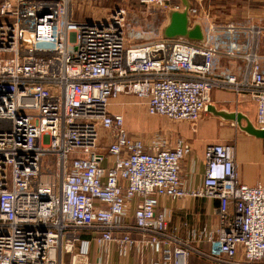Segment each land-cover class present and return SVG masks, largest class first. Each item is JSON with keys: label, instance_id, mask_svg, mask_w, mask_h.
Listing matches in <instances>:
<instances>
[{"label": "built area", "instance_id": "2783aa9c", "mask_svg": "<svg viewBox=\"0 0 264 264\" xmlns=\"http://www.w3.org/2000/svg\"><path fill=\"white\" fill-rule=\"evenodd\" d=\"M73 1L0 0V264H89L91 242L99 253L114 243L121 258L136 249L153 252V264H188L193 247L167 233L157 209L161 197L187 196L216 201L217 225L202 237L213 259L263 264L264 183L240 182L233 145L207 144L202 182L186 191L180 165L190 145L144 142L109 106L133 93L148 115L195 122L222 90L246 95L264 129V26L216 24L191 4L203 41L129 43L121 0H87L113 3L96 19L76 17ZM220 56L241 59L242 70L214 74ZM40 154L52 156L53 172L40 173Z\"/></svg>", "mask_w": 264, "mask_h": 264}, {"label": "crops", "instance_id": "0c3cea01", "mask_svg": "<svg viewBox=\"0 0 264 264\" xmlns=\"http://www.w3.org/2000/svg\"><path fill=\"white\" fill-rule=\"evenodd\" d=\"M195 1L190 0V4ZM179 3L182 4L181 0ZM260 52L264 54V51L260 50ZM242 67L241 59L220 56L214 59L213 73L216 75L224 72L239 73ZM210 104L216 109L243 113L251 104L255 112L254 103L246 95L235 96L228 91L213 90ZM190 123V125L187 123L178 125L174 135L172 134L174 139L172 144L181 140L191 147V152L181 161L180 165L181 185L186 191L200 186L205 170V147L212 143L232 142L235 166L240 182L249 185L258 182L264 183V155L260 151H253L246 147V142L252 138L255 139V137L240 131L235 123L214 116L207 110L201 113L197 121ZM215 207L216 201L205 197L187 196L175 200L161 197L159 199L157 209L166 215L167 233L182 241H188L193 247L189 253L188 264H233L213 259L208 253V243L202 240V237L213 231L217 225ZM131 211L132 209L130 213ZM132 234L136 233L132 231ZM89 250V264H153L152 262L156 258L153 252L140 254L136 249L130 251L128 258H121L117 254L114 243L108 247L107 251L103 250L99 253L91 242ZM98 257H100L99 262H97ZM240 257L241 254L237 253L235 260Z\"/></svg>", "mask_w": 264, "mask_h": 264}, {"label": "rangeland", "instance_id": "374dc122", "mask_svg": "<svg viewBox=\"0 0 264 264\" xmlns=\"http://www.w3.org/2000/svg\"><path fill=\"white\" fill-rule=\"evenodd\" d=\"M120 2L126 10L124 32L129 43L163 36L162 31L168 20V11L165 8L141 6L136 0H121ZM170 3H179V0H170ZM192 5L200 6L202 11L216 24L264 26V0H197ZM72 8L74 15L79 19H96L107 17L113 10V3L74 0ZM258 48L264 51V31L258 39ZM109 109L111 112L121 113L128 132L147 143L160 140V142L171 145L174 141L172 134L175 133L176 127L183 123L191 124L185 120H170L160 115H148L143 101L133 93L113 97ZM254 113L253 105L249 104L244 114L252 121ZM98 135L103 143L109 140L107 130L99 129ZM231 145H233L232 142ZM246 147L253 151H260L264 155V139L252 138L246 142ZM39 164L41 174L53 172L56 167L52 156L48 154H40ZM128 224H132V220H129Z\"/></svg>", "mask_w": 264, "mask_h": 264}, {"label": "water", "instance_id": "95a60500", "mask_svg": "<svg viewBox=\"0 0 264 264\" xmlns=\"http://www.w3.org/2000/svg\"><path fill=\"white\" fill-rule=\"evenodd\" d=\"M182 10L168 11L167 24L164 26L162 34L164 38L185 37L193 41H203L204 32L199 22H190L188 16V9L190 3L188 0H181ZM207 111L212 113L223 120L235 123L239 130L245 134L264 139V129L256 127L252 121L240 111H225L216 109L213 105L209 104L206 108Z\"/></svg>", "mask_w": 264, "mask_h": 264}]
</instances>
